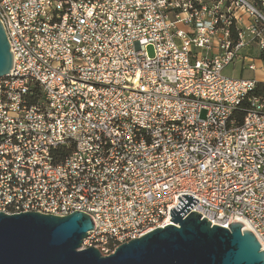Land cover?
<instances>
[{
    "label": "built area",
    "instance_id": "obj_1",
    "mask_svg": "<svg viewBox=\"0 0 264 264\" xmlns=\"http://www.w3.org/2000/svg\"><path fill=\"white\" fill-rule=\"evenodd\" d=\"M0 20V211L86 212L108 255L189 194L264 250V78L224 73L264 69V0H0Z\"/></svg>",
    "mask_w": 264,
    "mask_h": 264
},
{
    "label": "water",
    "instance_id": "obj_2",
    "mask_svg": "<svg viewBox=\"0 0 264 264\" xmlns=\"http://www.w3.org/2000/svg\"><path fill=\"white\" fill-rule=\"evenodd\" d=\"M14 56L0 20V77L11 72ZM164 227L121 243L104 255L94 245L83 247L95 228L90 214L0 211V264H264V250L255 233L242 222L212 225L192 211L199 199L181 194ZM187 214V215H186ZM186 215V216H184Z\"/></svg>",
    "mask_w": 264,
    "mask_h": 264
},
{
    "label": "rangeland",
    "instance_id": "obj_3",
    "mask_svg": "<svg viewBox=\"0 0 264 264\" xmlns=\"http://www.w3.org/2000/svg\"><path fill=\"white\" fill-rule=\"evenodd\" d=\"M149 53L151 55H153V49L152 48L149 49ZM257 63H258L259 67L255 71H251L248 69L242 70L241 65L237 64V68L234 67V65H231L224 70V73L227 75L255 77L257 79H263L264 78V69L260 68V62H257Z\"/></svg>",
    "mask_w": 264,
    "mask_h": 264
},
{
    "label": "trees",
    "instance_id": "obj_4",
    "mask_svg": "<svg viewBox=\"0 0 264 264\" xmlns=\"http://www.w3.org/2000/svg\"><path fill=\"white\" fill-rule=\"evenodd\" d=\"M254 92H255L256 95L264 97V81H259L258 82ZM247 105H248V102L244 101L242 106H241V108H239V110L236 112V118L240 122L243 120Z\"/></svg>",
    "mask_w": 264,
    "mask_h": 264
},
{
    "label": "bare ground",
    "instance_id": "obj_5",
    "mask_svg": "<svg viewBox=\"0 0 264 264\" xmlns=\"http://www.w3.org/2000/svg\"><path fill=\"white\" fill-rule=\"evenodd\" d=\"M238 221L242 222V224H244V228L245 229H250V227L248 226V224H246L242 219H237Z\"/></svg>",
    "mask_w": 264,
    "mask_h": 264
}]
</instances>
